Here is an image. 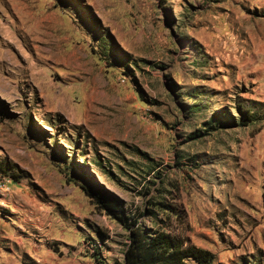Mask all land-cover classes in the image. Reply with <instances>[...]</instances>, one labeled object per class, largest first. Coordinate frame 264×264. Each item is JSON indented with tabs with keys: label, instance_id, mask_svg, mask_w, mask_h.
Instances as JSON below:
<instances>
[{
	"label": "rangeland",
	"instance_id": "obj_1",
	"mask_svg": "<svg viewBox=\"0 0 264 264\" xmlns=\"http://www.w3.org/2000/svg\"><path fill=\"white\" fill-rule=\"evenodd\" d=\"M0 173V264H121L92 181L264 264V0H0Z\"/></svg>",
	"mask_w": 264,
	"mask_h": 264
},
{
	"label": "trees",
	"instance_id": "obj_2",
	"mask_svg": "<svg viewBox=\"0 0 264 264\" xmlns=\"http://www.w3.org/2000/svg\"><path fill=\"white\" fill-rule=\"evenodd\" d=\"M227 116L228 113L222 111L215 117L217 121L225 124L228 121ZM249 121L252 119L247 113L241 125H246ZM82 190L94 201L99 210L128 229V243L121 264H188L189 261L194 264H214L212 253L191 244L184 236L166 232L162 227L154 228L141 224L137 216L126 210L111 192L98 183L92 181L89 187L82 186ZM155 205L167 211L168 216L172 214L177 217L173 206L161 201ZM146 213L152 218L156 216L152 210ZM98 242L103 245L102 241Z\"/></svg>",
	"mask_w": 264,
	"mask_h": 264
},
{
	"label": "built area",
	"instance_id": "obj_3",
	"mask_svg": "<svg viewBox=\"0 0 264 264\" xmlns=\"http://www.w3.org/2000/svg\"><path fill=\"white\" fill-rule=\"evenodd\" d=\"M7 183H8V180L6 179V177L0 173V196L7 192V190H8L7 189ZM97 242H95V243L97 244L98 247H100L101 244L99 242L98 243Z\"/></svg>",
	"mask_w": 264,
	"mask_h": 264
}]
</instances>
